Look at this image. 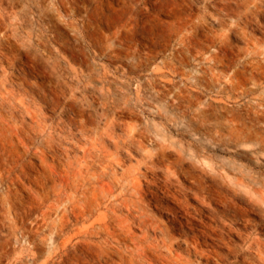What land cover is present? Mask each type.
Returning <instances> with one entry per match:
<instances>
[{
	"label": "rangeland",
	"instance_id": "1",
	"mask_svg": "<svg viewBox=\"0 0 264 264\" xmlns=\"http://www.w3.org/2000/svg\"><path fill=\"white\" fill-rule=\"evenodd\" d=\"M0 1V131L25 118L44 130L39 146L58 130L56 162H74L65 173L109 197L124 190L123 217L139 200L147 224L112 244L126 255L171 246L190 264L259 261L250 244L264 242V13L245 25L220 0ZM45 90L63 102L76 94L95 135L108 132L91 169L79 171L72 143L85 142L60 122L81 115L55 109ZM19 246L1 223L0 264H15Z\"/></svg>",
	"mask_w": 264,
	"mask_h": 264
},
{
	"label": "bare ground",
	"instance_id": "2",
	"mask_svg": "<svg viewBox=\"0 0 264 264\" xmlns=\"http://www.w3.org/2000/svg\"><path fill=\"white\" fill-rule=\"evenodd\" d=\"M208 1L210 0L207 3ZM220 1H215L214 4L227 13L232 11L238 22L245 25L264 13L263 0ZM1 5L0 1V7ZM51 95L49 91H44L45 99L52 100L55 109L72 110L73 113L81 115L68 119L62 113L60 122L70 127L73 135L80 134L85 142L81 147L72 143L75 149L82 152V155L76 156L80 164L79 171L91 169L100 149L97 143L99 140L104 141L108 132L95 135V119L86 116L84 106L76 94L66 96L64 102L59 99L58 93L55 94L58 96ZM35 116H39L37 112H33L31 118L38 123L40 118ZM15 117L17 115L13 110L11 118ZM16 121L19 123L14 122L11 125L6 122V129L0 131V186L7 185V189L0 192V202L5 203L3 207L0 206V224H8L12 236L20 244L16 251L15 264H190L189 260H183L171 246L166 252H152L151 244H142L134 246L132 253L126 255L121 247L113 245L112 242L115 241L127 243L132 234L137 235V228L143 229L147 224L148 213L139 200L135 199L134 205L129 207L131 215L123 217L118 210L124 208L127 199L123 198L124 190L109 197L106 192L99 190L92 178L82 173V176L72 178L64 172L71 170L73 160L69 163L62 162V165L56 162L63 159V153L56 144L57 136H62L58 130L46 133L41 145L36 146L37 138L44 130L27 123L25 118ZM33 146L36 147L35 150ZM105 150H108L107 147ZM31 153L40 158L39 164L29 158ZM111 166V163L107 164L103 174ZM32 167L38 168L39 174L29 173L28 169ZM96 180H99V176ZM51 181L54 185L49 184ZM104 184H108L113 191L111 182ZM34 185L42 187L44 191L35 189ZM24 190L29 193V197L22 194ZM53 195L57 196L56 201L43 208V204ZM134 195L137 196L136 193ZM103 207L105 209L100 210ZM36 213L37 216L34 217ZM49 233L52 234L53 244L50 252L46 254ZM136 242L133 239L132 243ZM255 245L258 247L259 261L253 260L252 264H264V242L253 241L250 247ZM130 246L131 244H127L126 247ZM84 251L89 255H84Z\"/></svg>",
	"mask_w": 264,
	"mask_h": 264
}]
</instances>
